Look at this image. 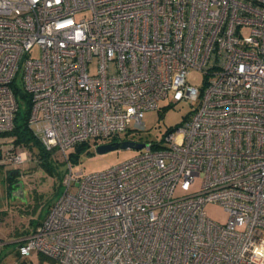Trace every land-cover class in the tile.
Here are the masks:
<instances>
[{
	"label": "built area",
	"instance_id": "built-area-1",
	"mask_svg": "<svg viewBox=\"0 0 264 264\" xmlns=\"http://www.w3.org/2000/svg\"><path fill=\"white\" fill-rule=\"evenodd\" d=\"M17 88L29 98L28 128L68 169L21 255L264 264V0H0V165L24 177L29 153L7 135ZM167 97L196 106L161 141L73 172L67 149L145 129V112ZM197 178L198 191L174 196ZM208 202L223 207L224 223L205 214Z\"/></svg>",
	"mask_w": 264,
	"mask_h": 264
},
{
	"label": "rangeland",
	"instance_id": "rangeland-1",
	"mask_svg": "<svg viewBox=\"0 0 264 264\" xmlns=\"http://www.w3.org/2000/svg\"><path fill=\"white\" fill-rule=\"evenodd\" d=\"M84 14H77L76 18ZM86 15V14H85ZM247 33V30L243 31ZM33 56H37V51ZM189 83L201 87L203 84V74L197 70H190L187 74ZM16 84L22 86V68L16 75ZM21 111L26 109V102L19 101ZM159 108L148 110L143 116L145 129L140 131H129L120 134V140H129L136 143L146 141H161L169 129L176 127L186 119L194 110L196 103L188 100L170 102V98H162L158 103ZM100 142H108L106 139L91 140L83 144L80 150L73 146L66 150L70 159L72 170L80 171L87 175L93 172L105 170L109 167L120 164L138 153L134 147H118L107 152L98 153L95 147ZM163 142V141H162ZM54 158L61 161L63 158L57 150H52ZM24 168V198L18 199L9 195L6 181V168L0 165V263L1 264H63L38 251H32L28 255H21L18 252L20 237L23 230L31 231L37 222L41 221L47 214L52 202L64 190L62 179L59 175H49L43 169H35L33 159L27 162ZM68 172L67 165L63 161L58 166V173L64 177ZM200 179L197 178L191 185L190 190L185 191L177 186L174 196H183L199 190ZM205 214L212 220L224 223L228 214L218 203L208 202L204 205ZM4 211V212H2Z\"/></svg>",
	"mask_w": 264,
	"mask_h": 264
},
{
	"label": "trees",
	"instance_id": "trees-1",
	"mask_svg": "<svg viewBox=\"0 0 264 264\" xmlns=\"http://www.w3.org/2000/svg\"><path fill=\"white\" fill-rule=\"evenodd\" d=\"M14 90H15L14 92H15V95L17 96L18 101L22 99L26 102V109L24 111H21V109L18 110L15 116V120H14V127L11 131L7 133V135L12 136L14 138L15 143L23 145L24 148L27 149L29 153L30 161L33 159V161L36 162L34 165L35 169H43L47 172V174L52 175V176L59 175L58 177L61 180L62 176L58 173V166L60 165V163L63 162V160L61 161L57 157L54 158L53 153L51 151L45 150L44 147L40 144V142L34 137V135L32 134L31 130L28 128L27 123H26V120L28 118V113H29V107H30L28 95L22 92L20 88H17ZM83 144L85 143L77 144L76 145L77 149L80 150ZM77 153H74L73 155V157L75 156V158L68 156V159L69 160L71 158L76 159ZM6 172H7V176H6V180H7L8 175L14 173V171L7 169ZM8 191L10 195V190L8 189ZM39 222H37L36 225ZM29 232L26 230H23L19 233V235L20 236L27 235ZM22 241L23 240L18 241L19 245L22 244ZM18 252H19V249H18Z\"/></svg>",
	"mask_w": 264,
	"mask_h": 264
},
{
	"label": "water",
	"instance_id": "water-1",
	"mask_svg": "<svg viewBox=\"0 0 264 264\" xmlns=\"http://www.w3.org/2000/svg\"><path fill=\"white\" fill-rule=\"evenodd\" d=\"M118 147L122 148H128V147H134L136 149H140L142 147V143H135L129 140H122V141H115V142H104V143H98L95 147L96 152L103 153L107 152L109 150L116 149ZM18 189L11 192V196L23 199L24 198V189L22 188V183L19 182Z\"/></svg>",
	"mask_w": 264,
	"mask_h": 264
},
{
	"label": "flooded vegetation",
	"instance_id": "flooded-vegetation-1",
	"mask_svg": "<svg viewBox=\"0 0 264 264\" xmlns=\"http://www.w3.org/2000/svg\"><path fill=\"white\" fill-rule=\"evenodd\" d=\"M126 140V139H125ZM8 179L5 181V183L7 184L8 189L10 190V196H11V192L15 191L18 189V184L19 182L22 183V188L24 189V180H23V176H21L20 174H18L16 171H14V173L9 174ZM5 184V185H6Z\"/></svg>",
	"mask_w": 264,
	"mask_h": 264
},
{
	"label": "crops",
	"instance_id": "crops-1",
	"mask_svg": "<svg viewBox=\"0 0 264 264\" xmlns=\"http://www.w3.org/2000/svg\"><path fill=\"white\" fill-rule=\"evenodd\" d=\"M25 236H26V235H25ZM25 236H24V237H25ZM24 237H20V238L18 239V241H19V240H22Z\"/></svg>",
	"mask_w": 264,
	"mask_h": 264
}]
</instances>
